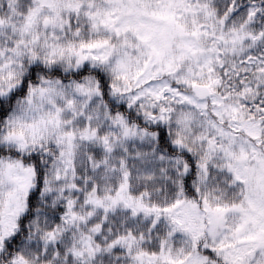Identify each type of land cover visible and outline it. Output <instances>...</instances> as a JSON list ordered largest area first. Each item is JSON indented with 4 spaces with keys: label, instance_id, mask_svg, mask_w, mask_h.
Returning <instances> with one entry per match:
<instances>
[{
    "label": "snow or ice",
    "instance_id": "1",
    "mask_svg": "<svg viewBox=\"0 0 264 264\" xmlns=\"http://www.w3.org/2000/svg\"><path fill=\"white\" fill-rule=\"evenodd\" d=\"M0 264H264V0H0Z\"/></svg>",
    "mask_w": 264,
    "mask_h": 264
}]
</instances>
